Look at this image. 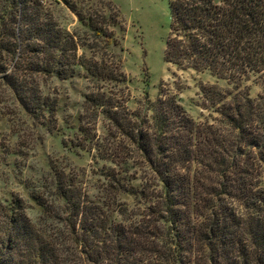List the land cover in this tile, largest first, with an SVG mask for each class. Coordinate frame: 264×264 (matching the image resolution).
Returning a JSON list of instances; mask_svg holds the SVG:
<instances>
[{
  "label": "trees",
  "instance_id": "1",
  "mask_svg": "<svg viewBox=\"0 0 264 264\" xmlns=\"http://www.w3.org/2000/svg\"><path fill=\"white\" fill-rule=\"evenodd\" d=\"M24 2L11 0L14 21L0 30V54L16 57L8 67L0 55V79L25 109L49 106L30 85L36 75L66 78L79 65L100 80H123L119 59L85 61L74 36L50 20L24 19L16 31ZM106 6L100 18L76 14L106 46L117 45L113 28L123 20L111 1ZM169 11L163 59L227 81L226 89L201 86L217 116L197 122L167 91L135 110L102 91L86 95L91 111L131 144L93 143L96 157L108 162L104 180L127 192L139 179L144 203L131 217L112 202L106 209L64 173L55 186L68 210L67 235L46 237L21 204L7 206L0 211V264H264V0H170ZM251 78L263 87L254 97L245 84Z\"/></svg>",
  "mask_w": 264,
  "mask_h": 264
},
{
  "label": "rangeland",
  "instance_id": "2",
  "mask_svg": "<svg viewBox=\"0 0 264 264\" xmlns=\"http://www.w3.org/2000/svg\"><path fill=\"white\" fill-rule=\"evenodd\" d=\"M109 1L123 20L121 27L113 28L118 44L111 46H106L102 35L81 22L76 14L78 11L85 17L100 18L107 12L108 0H22L25 4L21 5L26 9L22 7L21 14L16 12L14 25L19 23L16 31L22 29L24 19L50 20L78 41L76 53L80 58L85 61L119 59L123 73V80H100L76 65L73 75L66 78L55 74L36 75L30 85L49 104L46 110L36 113L25 109L12 88L0 79V211L21 204L30 221L46 237L67 235L64 219L68 210L55 186L64 173L72 177L91 200L105 208L112 202L114 209H126L128 217L133 216L131 210L137 204L144 203L136 192L141 188L139 179H131L134 188L127 192L112 188L104 180L102 171L108 162L96 157L93 143L102 139L109 146L117 144L127 149L131 144L119 134L114 136L108 120L97 109L91 111L86 95L102 91L123 98L124 105L135 110L143 109L148 99L155 100L162 91H167L195 121L205 122L211 121L217 113L204 102L201 86L217 83L223 89L230 87L226 80L217 79L206 71L178 69L164 61L170 0ZM19 7L20 4L16 10ZM24 11L29 13L28 17ZM11 16V0H0V30L14 21ZM0 55L8 67L16 58L5 51ZM245 84L252 97L263 88L254 78ZM79 128L88 135L82 136ZM258 180L259 186L264 187V170ZM111 213L121 219L117 213Z\"/></svg>",
  "mask_w": 264,
  "mask_h": 264
}]
</instances>
